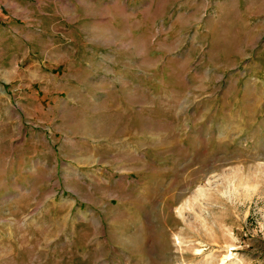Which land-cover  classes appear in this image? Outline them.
<instances>
[{
  "label": "rangeland",
  "instance_id": "obj_1",
  "mask_svg": "<svg viewBox=\"0 0 264 264\" xmlns=\"http://www.w3.org/2000/svg\"><path fill=\"white\" fill-rule=\"evenodd\" d=\"M0 264H264V0H0Z\"/></svg>",
  "mask_w": 264,
  "mask_h": 264
}]
</instances>
